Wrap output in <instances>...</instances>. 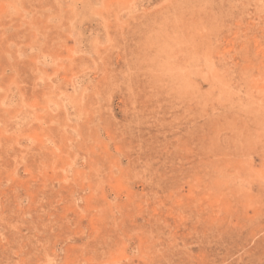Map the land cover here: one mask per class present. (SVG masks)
<instances>
[{"label": "rangeland", "instance_id": "obj_1", "mask_svg": "<svg viewBox=\"0 0 264 264\" xmlns=\"http://www.w3.org/2000/svg\"><path fill=\"white\" fill-rule=\"evenodd\" d=\"M0 264H264V0H0Z\"/></svg>", "mask_w": 264, "mask_h": 264}]
</instances>
